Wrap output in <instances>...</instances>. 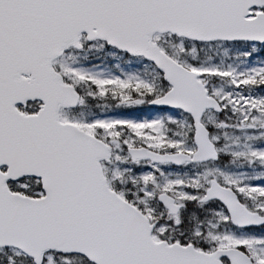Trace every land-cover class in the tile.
I'll use <instances>...</instances> for the list:
<instances>
[{
  "label": "snow or ice",
  "instance_id": "snow-or-ice-1",
  "mask_svg": "<svg viewBox=\"0 0 264 264\" xmlns=\"http://www.w3.org/2000/svg\"><path fill=\"white\" fill-rule=\"evenodd\" d=\"M0 264H264V0H0Z\"/></svg>",
  "mask_w": 264,
  "mask_h": 264
}]
</instances>
